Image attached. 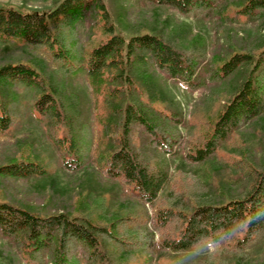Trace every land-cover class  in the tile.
Instances as JSON below:
<instances>
[{
	"label": "rangeland",
	"instance_id": "1",
	"mask_svg": "<svg viewBox=\"0 0 264 264\" xmlns=\"http://www.w3.org/2000/svg\"><path fill=\"white\" fill-rule=\"evenodd\" d=\"M60 1L0 0V6L45 12ZM101 1L116 34L126 41L153 34L191 51L200 60L205 82L212 79L214 63L230 53L258 52L264 47V12L248 18L236 13L242 0H206V7L187 13L146 0ZM66 26L67 43L74 44L79 55L106 38L99 25L78 21ZM77 62L70 66L42 46L0 39V67L30 63L55 89L68 112L70 133L78 139L82 163L77 170L64 166L51 135L28 109L33 98L22 86L8 85L0 90L1 99L17 98L16 120L0 132V167L25 157L39 162L46 173L27 178L0 176V200L44 217L65 209L73 215L80 199L90 204L102 201L101 215L93 220L110 230L111 234L100 236L99 250L105 249L114 262L126 258L134 264H264V230L239 249L224 241L211 246L197 244L175 253L162 250L151 205H144L119 181L107 178L101 166L103 156L126 142L143 166L165 173L161 196L169 187L177 189L178 178L187 183V199L171 194V204L177 201L180 207L189 208L192 200L219 205L240 199L252 180L247 163L258 169L264 166V112L236 129L219 145L217 154L193 163L186 154L188 141L210 128L206 112L211 103L204 86L193 90L168 77L142 51L129 59L124 55L121 65L112 64L99 75L90 63L81 58ZM246 73L247 68L240 67L225 87H235ZM165 133L177 141L172 148L175 153L168 154L155 145L154 140H161ZM237 159L243 162L237 163ZM49 259V251L37 259L25 256L19 244L0 234V264H48Z\"/></svg>",
	"mask_w": 264,
	"mask_h": 264
},
{
	"label": "trees",
	"instance_id": "2",
	"mask_svg": "<svg viewBox=\"0 0 264 264\" xmlns=\"http://www.w3.org/2000/svg\"><path fill=\"white\" fill-rule=\"evenodd\" d=\"M146 1L181 13L207 5L206 0ZM235 12L247 18L264 12V0H242ZM78 21L99 25L106 36L81 55L74 44L67 43L68 35L64 29L66 24L70 26ZM0 39L42 46L53 58L70 66L78 64L81 58L90 63L98 75L112 64L121 65L124 55L129 59L135 52L142 51L149 54L168 77L193 90L204 86L211 103L206 112V124L210 128L188 141L186 154L193 163L204 162L217 154L219 145L236 129L264 112V47L258 52L230 53L219 63H214L212 79L205 82L200 73V60L191 51L173 46L153 34H141L128 41L116 34L101 0H61L55 8L45 12L0 6ZM240 67L247 68L243 80L233 88H226L228 78ZM8 85L22 86L26 95L33 98L28 109L51 135L64 166L70 170L80 168L78 139L70 133L68 112L39 70L30 63L2 65L0 90ZM16 109L17 98L12 96L11 100L5 101L0 92V132L6 131L16 120ZM154 141L162 151L175 153L172 148L177 141L171 135L165 133L161 140ZM122 145L103 156L102 172L107 178L119 181L144 205H151L152 223L162 250L175 253L197 244L211 246L224 241L239 249L264 230V166L258 169L247 163L252 180L240 199H230L219 205H201L192 200L189 208H184L177 201L172 204L169 201L171 194L187 199L188 185L183 178H178L180 185L176 190L169 187V191L161 196L167 181L165 173L143 166L130 151L129 143ZM45 173L46 169L39 162L25 157L0 167V176L9 178L43 176ZM100 203L90 204L80 199L73 215L65 209L44 217L2 199L0 234L19 244L22 253L31 259L49 251L48 264H134L126 258L114 262L105 249L99 250L100 236L103 232L111 234L106 225L93 220L101 215L103 207Z\"/></svg>",
	"mask_w": 264,
	"mask_h": 264
}]
</instances>
